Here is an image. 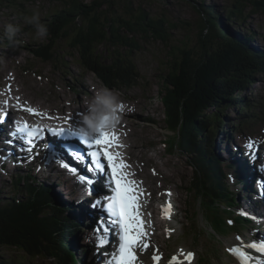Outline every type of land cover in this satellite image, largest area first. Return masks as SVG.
<instances>
[{
  "label": "trees",
  "instance_id": "1",
  "mask_svg": "<svg viewBox=\"0 0 264 264\" xmlns=\"http://www.w3.org/2000/svg\"><path fill=\"white\" fill-rule=\"evenodd\" d=\"M58 2L61 8L41 21L48 29L47 37L24 50L56 69H67V53L59 50V43L66 40L68 55L75 57L77 67L110 90L133 87L139 74L132 53L141 50V41L167 46L175 27L165 17H152L140 8L119 14L116 0ZM243 8L237 0L222 10V16L205 8L199 43L171 47L168 71L161 77L158 92L165 126L175 132L174 140L163 143L164 148L185 159L192 170L188 191L203 210L213 238L238 231L245 222L235 212L237 202L213 153L215 134L226 122L222 112L238 105L250 109L240 94L257 75H264V49L254 45L253 31L240 30L244 29ZM256 11L264 12V3L251 4V12ZM220 21L226 22L223 29ZM7 45L15 44L9 40ZM101 47L110 52L104 55ZM14 189V196L0 203V249H14L29 261L44 257L55 264H79L67 241L77 230L75 221L65 215L69 208L58 206L50 189L34 186L30 177L19 176ZM196 214L188 220L189 226Z\"/></svg>",
  "mask_w": 264,
  "mask_h": 264
},
{
  "label": "rangeland",
  "instance_id": "2",
  "mask_svg": "<svg viewBox=\"0 0 264 264\" xmlns=\"http://www.w3.org/2000/svg\"><path fill=\"white\" fill-rule=\"evenodd\" d=\"M81 1L89 4L94 0ZM237 1L244 6L242 10L244 29L240 30L243 32H246L245 30L253 31L256 40L254 45L259 49H264V12H251V4L264 3V0ZM116 2L117 13L119 14H124L128 11V8L131 10L140 8L152 17L163 16L175 25L170 31V41L167 46L158 41L140 42L141 50L135 51L131 56L139 74L138 82L129 89L113 90L118 94L120 101L132 103L129 104V113L131 114L130 123L133 126L130 131L132 135L128 136V140L133 146L130 148V154H128V151L127 154L132 162V168L136 166L141 169L137 176L143 179L149 190L157 191V197L153 198L151 204L158 196H163L166 202L169 201L168 198L171 196V202L178 207L177 210L174 209L175 217L163 221L164 227L158 229L159 233L155 241L159 246L153 248L160 256L158 262L164 259L163 264H169L173 257L180 259L184 257L180 253L183 250L194 254L192 264H200L201 262L208 264H239L233 262L235 259L228 254L230 249L228 247L229 240H237V237L233 234L234 232L228 233L227 236L229 237L224 238V236L216 235L213 238L209 224L203 220V210L195 204L194 198L188 191L189 182L193 176L192 170L188 167L185 159L164 148L163 143L174 140L175 132L165 126L163 121L164 109L158 94L161 90V77L168 71V65L166 64L171 60V47H181L182 43L190 47L197 46V42L199 43V25L202 23L203 17L206 19V15L202 13L205 8L212 9L216 16L219 13L221 15L223 14L222 10L230 7L236 0H116ZM127 4L128 7H126ZM60 8L58 0H12L10 3H4V5L0 3V73L3 72V75L0 74V80L3 81H0V85L5 84L4 77L16 74L20 86L25 87L27 90L25 91L27 96L20 93L26 101L30 100L27 106L34 107L38 103L47 101L45 102L47 105L48 102H58L57 105L51 104V107L57 109H65L67 104L72 103V107L74 105L77 107L79 103L81 104V102L93 98V94L95 95L97 91L104 88L92 74H85L77 67L75 57L68 55L66 40L59 43L61 47L59 50L67 53V56L65 55L67 69H56L52 63H45L33 58L30 53L24 50L25 46L32 47L44 40L37 36L34 26L26 22V17H31L34 12L38 13L41 23L42 20L48 18ZM225 23L220 21L219 27L221 28V25L223 26ZM7 24L16 25L20 29L14 40H12L14 46L7 45L9 41L5 31ZM233 31H235L234 28ZM100 52L106 55L110 51H106L104 47H101ZM240 95L244 96L249 102L250 109L243 110L239 105L238 107L225 109L222 114L226 120L224 124L226 129L221 124L220 130L217 131L214 139L213 153L218 159L220 158V166L226 175H229L231 171L225 168L226 161L222 158L224 152L221 150V153L216 149V143H219L225 135L231 136L235 140L237 137L235 131L237 130L243 131L245 138L257 135L264 139V75H257L255 82ZM62 99H65L66 102ZM65 113L72 116L69 112ZM224 141L220 143H224ZM38 169L40 170V167L34 168L29 175L33 185L43 184L48 187L44 183L43 174H40ZM38 172L39 174H37ZM24 175H26V172L19 171L12 175H6V172H4V175L0 176V203H5L14 196V177ZM57 181L56 186L54 185V192L60 196L61 201H57L53 196L52 198L58 206H64L63 202L66 203L67 198H65L64 193L62 194L63 189L59 186L60 180ZM51 182L53 181H49V183ZM226 183L234 195L227 176ZM162 190H171L169 191L170 195L168 194L167 197L162 195ZM50 192L52 194L53 190L50 189ZM194 212H197L196 219L193 218L194 224L189 226L188 220L192 219ZM65 215L69 216L71 221H75L69 212H66ZM159 221L162 220L159 219ZM81 232L83 233V231L76 230L72 237L77 235L78 238L72 240V237H69L67 240L70 249L78 257L84 256V248H82L84 245H82L80 237ZM149 252L148 254L153 259V252L150 250ZM145 255L149 256L147 253ZM22 258V255L14 249H0V264H55L44 257L37 258L35 261Z\"/></svg>",
  "mask_w": 264,
  "mask_h": 264
},
{
  "label": "snow or ice",
  "instance_id": "3",
  "mask_svg": "<svg viewBox=\"0 0 264 264\" xmlns=\"http://www.w3.org/2000/svg\"><path fill=\"white\" fill-rule=\"evenodd\" d=\"M119 107L123 108L122 105ZM25 110L37 116L45 115L34 108H27ZM0 123H3V121L0 120ZM44 132L43 126L29 125L25 121L23 123L18 122L16 131L11 135H19L28 146L27 150L32 151L35 147L34 141L36 139H43ZM47 132L55 137L63 136L65 133L76 135L78 132L82 137L81 142L91 149L89 155L95 170L98 174L106 175L108 178L111 194L103 200L97 199L94 203V206L102 207L107 216V223H104L102 220L97 228V247H106L109 244V234L112 233L113 229L116 230L115 234L118 235V246L114 251L106 254L108 258L104 261V264H139L136 255L137 249L145 250L149 247L148 232L146 230V225L149 222L143 219L141 201L144 190L140 186L142 182H137L130 178L132 174L126 171L129 165L124 161L122 154L111 150L119 145V136L114 129L110 132L101 131L98 135L87 136L71 124L68 127H50L47 129ZM255 143V141L250 140L246 145L250 152ZM72 155L78 160L83 159L78 152H73ZM251 158L255 159V153H252ZM103 161L107 163L105 164ZM61 166L69 169L73 174L77 171L75 168H69L67 163H61ZM79 181H87L89 185L92 183L91 179L82 175L79 176ZM259 183L261 185V194L264 195V180ZM163 214L168 218L171 217L170 202ZM243 214L247 215V213ZM109 224L111 227L108 226ZM239 239L240 237H237V240ZM250 247L264 253V243H260L259 245L253 243ZM229 252L237 257L240 264H249V253L239 246L231 247ZM181 254L186 256L187 264H191L194 254L192 252L184 253L183 250H181ZM153 260L158 261L159 257L153 255ZM170 264H178L177 257H173Z\"/></svg>",
  "mask_w": 264,
  "mask_h": 264
},
{
  "label": "bare ground",
  "instance_id": "4",
  "mask_svg": "<svg viewBox=\"0 0 264 264\" xmlns=\"http://www.w3.org/2000/svg\"><path fill=\"white\" fill-rule=\"evenodd\" d=\"M232 28V26H231ZM8 70V69H7ZM3 73V72H2ZM0 73V74H2ZM9 74V72H8ZM3 75V74H2ZM3 77V76H2ZM4 80L5 82L8 84V88H6L7 84L5 83V88H4V93L6 94V96L8 97V100L10 102V105H5L4 103L0 105V120L3 119L4 115H6V118H4L3 121H6V123H9L10 122V118L9 117H13V118H17L19 115H23V114H18V113H22V106L23 105H26L27 107V103H29V101H26L25 97H21L20 93L21 94H25L27 92L26 88L24 89L23 87L20 86L19 82L17 81V76L16 74H12V75H7L6 77H4ZM1 81V80H0ZM3 82V81H1ZM27 87L29 88V86L27 85ZM33 87V86H32ZM20 96H19V95ZM58 95V94H57ZM25 96H27L25 94ZM30 96V95H29ZM28 96V97H29ZM94 96V94H93ZM31 97V96H30ZM29 97V98H30ZM61 98V96H59ZM91 97V96H90ZM65 100V99H64ZM62 99V101H64ZM80 100V99H79ZM92 100V98H90L89 100L87 101H83L81 102V104L79 105V107H76L75 105L72 107V104H67V106H65L66 108L63 109L64 113L65 112H69L72 116L75 115V111H80L82 113L85 112V110L87 109L90 101ZM50 101V100H48ZM61 101V100H60ZM61 101V102H62ZM47 101H44L43 103H38L37 106H35L36 110L41 112V113H44V112H47L48 115L50 116L51 113L53 111H58L57 108L55 107H51V104H54V105H57L58 102L56 103H51V102H48V105L45 103ZM66 102V101H64ZM47 106H46V105ZM61 105V103H60ZM58 107V106H57ZM64 107V106H63ZM62 107V108H63ZM15 109L17 111H15ZM71 119H75L73 117H70ZM30 118H25L24 120L28 121ZM133 126L132 123H130V120L129 121H123L121 118H118V123L114 129V131L116 132V134L119 136V145L112 148L111 150L114 151V152H120L122 154V157L124 159V161L129 165L128 169L126 170L127 172L131 173V179L137 181V182H142L140 184V186L143 188L144 191H147L149 192V197H146L143 196L141 197V201H142V208H143V219L146 221V222H149L147 225H146V228L148 230V232H150V235H149V246L152 247L153 246V241L151 240L152 238V235H154L158 229H161L164 224L163 221H159V219L156 217L153 219V222H152V216L153 214L159 210V208L155 207L154 205V202L153 204H151V201L153 200V198H156V193L154 190L151 191L149 190V188L145 185V182L143 181L142 178L138 177L137 175H139L138 173V168L136 166H133L132 168V162L130 160V158L128 157V154H130V148H132V144L130 143V141L128 140V136H131L132 132L130 133L131 131V127ZM135 126V125H134ZM133 129V128H132ZM134 131V130H133ZM240 132L241 131H238V134L240 135ZM229 139V136H224L221 140V141H224V143H216V149H218V151L220 152L221 150H223L224 154L227 155L228 154V149L225 147L226 145V142L227 140ZM240 139H243L241 142L244 144L245 142V137L243 135H240ZM228 141H231V140H228ZM130 143V144H129ZM127 151H128V154H127ZM41 154H43V151H40ZM44 157H45V154H43ZM240 156L245 159V156L242 152H240ZM44 157H39V159H42ZM258 158H260V156H258ZM220 159V158H219ZM233 159V158H232ZM27 160V163L26 164H20L19 166L22 167L21 170L24 171V172H28L29 174H31L32 170L34 168H39L40 167V170H44L41 165L39 164V166H37V163L35 162V160L29 156H27L26 158ZM222 161V160H221ZM226 161V160H225ZM260 160L257 159V162H259ZM55 162L49 160V168L47 169L46 172H40V174H43V180H44V183L47 184V186L53 190V193H52V196L57 200V201H61V198L59 195H57L55 192H54V185L56 186V182H58L57 178L56 177H59L61 178V173L57 172L56 175H53L54 173H56L55 171V168H53V164ZM227 163V161H226ZM139 164V163H138ZM249 164V163H248ZM258 163H254V164H249L250 166H252L253 168H255L257 166ZM2 167V166H1ZM140 168V167H139ZM157 168V167H156ZM225 168L226 169H229L227 164H225ZM17 170V169H16ZM2 171L9 173L10 171L7 170V168L5 167H2ZM231 171V170H230ZM16 171H13L12 173H15ZM160 172V171H159ZM11 173V172H10ZM39 174V172L37 173ZM250 176V182H249V185L246 184L245 182V179L241 180L238 184H237V180L233 174V172H231L229 175H228V180L230 182V186L233 188V191H234V195H235V200L238 201V204H241L243 206H246L247 210L250 209V206L251 207H254V203L253 201L251 200V198L253 197L254 195V192L256 190V184H255V178L251 175ZM247 177V176H246ZM256 177V176H255ZM153 178V177H152ZM77 179H79L77 177ZM248 179V178H247ZM53 181L51 183H49V181ZM75 179H72V183L73 185L75 186H78L77 183H75V181H73ZM145 180V179H144ZM68 183L66 181L63 182V184H59L60 188L63 189V192L62 194L64 193L65 194V198H67V203L69 205V208L71 210L72 213H70V216L73 217V215L76 216V220L78 222H80L83 218H86L87 219V215H91V218L94 219V216L95 214H92V210L88 207H84V206H87L86 204H81L80 202H77L71 197V195L69 194L68 192V187L65 185ZM43 185V184H41ZM149 185V184H148ZM45 186V185H44ZM171 191V190H170ZM162 198V202H160L159 200L161 199H154L155 201H157L158 203L162 204L160 209L161 210H165L169 204V202L171 203V217L169 218L172 219L175 217V214H174V209L176 208V210L178 209V207H176L172 202V197L170 196V198H168L169 201H165L164 197L161 196ZM63 198V197H62ZM167 200V199H166ZM259 200V198H258ZM95 210H98V207H95ZM146 215V216H144ZM73 219V218H72ZM76 223V222H75ZM87 228V226H86ZM248 228V226H247ZM249 229V228H248ZM87 231H88V228H87ZM80 233V232H79ZM82 233V232H81ZM94 234H91V237H95L93 236ZM79 236V235H78ZM83 236V235H81ZM80 236V237H81ZM226 237V236H225ZM224 237V238H225ZM75 238H78L77 235L72 237L71 239L72 240H75ZM91 241H88L90 242L91 244H95V240L94 238L93 239H90ZM94 240V241H93ZM112 241V240H111ZM86 242V241H85ZM85 247L87 245H84ZM233 246H239L241 249L245 250L246 252H248L250 250V244L249 243H245L243 240H229L228 242V247L231 248ZM253 250V248H251ZM147 250V249H146ZM146 250H144L142 252V250L140 249H137L136 251V255H137V258H138V261L141 259V261L139 262V264H143V257L144 255L146 254ZM101 251V249L99 248L98 249V252ZM184 252V251H183ZM181 253V252H180ZM184 253H187V252H184ZM250 253V252H248ZM184 257H181L180 259H178L177 257V261H178V264H187V260H186V256L183 255ZM88 261H91L94 263L93 259L89 256L85 257ZM160 259V257H159ZM253 261H257L256 263L258 264H262V261H260L258 258H255V256L252 257ZM172 261V260H171ZM170 262V261H169ZM168 262V263H169ZM192 262H193V259H192ZM191 262V264H192ZM170 264V263H169Z\"/></svg>",
  "mask_w": 264,
  "mask_h": 264
},
{
  "label": "clouds",
  "instance_id": "5",
  "mask_svg": "<svg viewBox=\"0 0 264 264\" xmlns=\"http://www.w3.org/2000/svg\"><path fill=\"white\" fill-rule=\"evenodd\" d=\"M26 22L34 26L38 37H47L48 29L40 23L38 13L34 12L31 17H26ZM19 30V27L13 24H7L5 27L9 40H14ZM119 106V96L115 91L107 88L97 91L79 118L78 129L87 136L97 135L101 131H112L118 123Z\"/></svg>",
  "mask_w": 264,
  "mask_h": 264
}]
</instances>
